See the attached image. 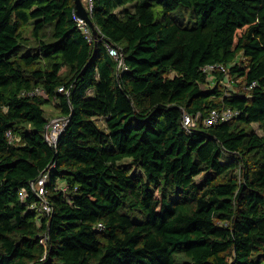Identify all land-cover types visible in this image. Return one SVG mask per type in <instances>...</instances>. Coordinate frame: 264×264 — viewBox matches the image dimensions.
Here are the masks:
<instances>
[{"label": "trees", "instance_id": "1", "mask_svg": "<svg viewBox=\"0 0 264 264\" xmlns=\"http://www.w3.org/2000/svg\"><path fill=\"white\" fill-rule=\"evenodd\" d=\"M159 3L93 0L120 70L76 0H0V264H264V0ZM48 103L69 119L55 148Z\"/></svg>", "mask_w": 264, "mask_h": 264}, {"label": "built area", "instance_id": "2", "mask_svg": "<svg viewBox=\"0 0 264 264\" xmlns=\"http://www.w3.org/2000/svg\"><path fill=\"white\" fill-rule=\"evenodd\" d=\"M93 5H94L93 0L87 1L86 11L89 14L93 10ZM73 17L77 23L78 28L84 32L90 44H94L95 46H97L100 42H103V44L108 49L109 54L118 61V68L120 70L128 68L126 62L124 61L121 55L119 48L116 47L115 45H112L109 41H107L104 38V35L100 32L98 28H97L98 35L95 36L94 30L89 24L88 20L86 19V17H84L78 12L77 8L74 11ZM203 70H207V71L219 70V71L227 73L228 68L224 64L219 63V64H207L203 67ZM59 90L60 91L64 90V87H60ZM35 92L38 94H42L44 93V90H42L41 88H37ZM238 113H239L238 110H235L232 108L212 109L210 113L208 114V116L204 119V122L206 123V125L218 124L220 122L231 120ZM199 118H200V115L194 117L193 115L185 112L183 115L184 126L188 129L196 126V123L199 120ZM68 121H69L68 117L61 116V115L55 116L49 121L46 127L45 136L51 145L57 147L59 137L62 134V132L65 130L68 124ZM8 137L11 140L14 139V135L11 131L8 132ZM47 181H48V173H44L34 183V186H35L37 195L40 198V203L38 204L37 209L42 213L49 214L52 212L53 207L51 203L49 202ZM24 196H25V193L22 192V197ZM99 225L102 226V224H99Z\"/></svg>", "mask_w": 264, "mask_h": 264}, {"label": "rangeland", "instance_id": "3", "mask_svg": "<svg viewBox=\"0 0 264 264\" xmlns=\"http://www.w3.org/2000/svg\"><path fill=\"white\" fill-rule=\"evenodd\" d=\"M154 10H155V14L156 17H160L162 15V6L159 3V0H154ZM189 12L191 13V9L187 10H177L174 12V15L177 19H179L180 21H182L184 24L186 25H192L195 21V19L193 17H191V15L189 14ZM224 85L226 86V88L224 89L225 91L229 92L231 90V88L234 89H239V87L235 86L234 84H232L231 82L227 84H225V82H223ZM44 108L47 110V112L49 113L50 118L54 117L57 113V111H55V108L53 106L52 103H48L44 106ZM96 123L98 124V126L102 129L107 131V127L104 121V118L97 116L95 118ZM255 127L256 130H258L260 132V130L258 129V125L254 124L253 125ZM53 146V145H52ZM55 147V146H54ZM138 173H141V170H138Z\"/></svg>", "mask_w": 264, "mask_h": 264}, {"label": "water", "instance_id": "4", "mask_svg": "<svg viewBox=\"0 0 264 264\" xmlns=\"http://www.w3.org/2000/svg\"><path fill=\"white\" fill-rule=\"evenodd\" d=\"M76 8L78 10V12L83 15L84 17H86V19L88 20L89 24L91 25V27L94 30L95 36L98 35V30L97 27L95 26V24L93 23L90 14L86 11L85 8H83L82 6V0H76ZM54 147V146H53ZM55 148V147H54Z\"/></svg>", "mask_w": 264, "mask_h": 264}, {"label": "crops", "instance_id": "5", "mask_svg": "<svg viewBox=\"0 0 264 264\" xmlns=\"http://www.w3.org/2000/svg\"><path fill=\"white\" fill-rule=\"evenodd\" d=\"M88 0H82V6L86 9Z\"/></svg>", "mask_w": 264, "mask_h": 264}]
</instances>
